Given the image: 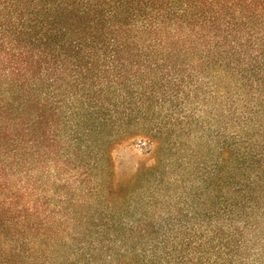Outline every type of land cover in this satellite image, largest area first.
<instances>
[{"label":"trees","instance_id":"trees-1","mask_svg":"<svg viewBox=\"0 0 264 264\" xmlns=\"http://www.w3.org/2000/svg\"><path fill=\"white\" fill-rule=\"evenodd\" d=\"M133 137L154 160L119 180ZM0 239L35 264H264V0H0Z\"/></svg>","mask_w":264,"mask_h":264},{"label":"rangeland","instance_id":"rangeland-1","mask_svg":"<svg viewBox=\"0 0 264 264\" xmlns=\"http://www.w3.org/2000/svg\"><path fill=\"white\" fill-rule=\"evenodd\" d=\"M154 149L155 144L142 137L125 139L116 144L112 151L116 178L125 179L137 169L140 163H153ZM0 264L35 263L15 243L0 239Z\"/></svg>","mask_w":264,"mask_h":264}]
</instances>
